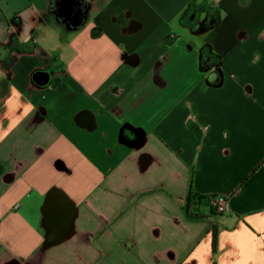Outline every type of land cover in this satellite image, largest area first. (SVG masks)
<instances>
[{"label":"crops","instance_id":"1","mask_svg":"<svg viewBox=\"0 0 264 264\" xmlns=\"http://www.w3.org/2000/svg\"><path fill=\"white\" fill-rule=\"evenodd\" d=\"M0 169V264H264V0H0Z\"/></svg>","mask_w":264,"mask_h":264},{"label":"trees","instance_id":"2","mask_svg":"<svg viewBox=\"0 0 264 264\" xmlns=\"http://www.w3.org/2000/svg\"><path fill=\"white\" fill-rule=\"evenodd\" d=\"M30 45L25 46V48L29 47ZM0 174H1V169H0ZM211 198L203 197L196 192H194L192 189H190L189 194L186 198L185 202V211H186V216L189 219H194L196 220H201L204 219L205 216L203 215V205L205 204H211L210 200ZM212 205V204H211ZM218 228H216L213 232V237H214V246L213 250L216 252V247L218 246V233H217Z\"/></svg>","mask_w":264,"mask_h":264},{"label":"built area","instance_id":"3","mask_svg":"<svg viewBox=\"0 0 264 264\" xmlns=\"http://www.w3.org/2000/svg\"><path fill=\"white\" fill-rule=\"evenodd\" d=\"M212 206L216 209L217 215L225 214L229 206V196H219L210 200Z\"/></svg>","mask_w":264,"mask_h":264},{"label":"rangeland","instance_id":"4","mask_svg":"<svg viewBox=\"0 0 264 264\" xmlns=\"http://www.w3.org/2000/svg\"><path fill=\"white\" fill-rule=\"evenodd\" d=\"M20 48H24V46H21Z\"/></svg>","mask_w":264,"mask_h":264}]
</instances>
